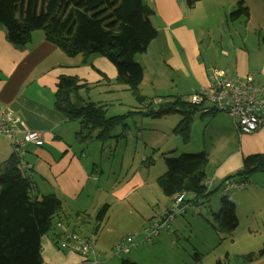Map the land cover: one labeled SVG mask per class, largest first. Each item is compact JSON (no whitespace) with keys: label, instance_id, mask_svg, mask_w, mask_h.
I'll list each match as a JSON object with an SVG mask.
<instances>
[{"label":"crops","instance_id":"obj_1","mask_svg":"<svg viewBox=\"0 0 264 264\" xmlns=\"http://www.w3.org/2000/svg\"><path fill=\"white\" fill-rule=\"evenodd\" d=\"M143 1L154 11L151 20L158 33L147 50L141 54L142 56L135 58L142 67H145L146 59L158 51L161 63L170 70L168 76L170 87L163 89L161 93L155 90V94L151 97L193 94L209 84L212 68L221 69L231 77L250 76L264 88V0H196L190 5L187 0ZM239 4L247 8L248 16L229 18L228 13L236 10ZM213 15L216 22H209L206 27L200 23V19H209ZM213 27L216 30L211 33L210 29ZM60 75L76 76L90 84H112L115 87L108 90L110 93L113 89L116 91L118 86H123L115 81V67L101 55L91 54L86 59L82 54L69 57L57 46L48 42L41 30L33 31L31 41L26 46L17 48L7 40L5 29L0 27V106L21 119L19 128L22 131H38L41 135L36 144L27 145L25 154L20 155L23 163L30 162L33 165L30 172L31 179L37 176L51 188L52 192L47 194H55L59 191L63 204L64 200L68 204L63 205L65 211L75 215L76 212H83L81 209L85 207L77 203L83 190L86 187L98 186L105 179V173H108L106 180L111 188L117 183H124L113 192L114 197L126 202L129 206L128 214L132 219L139 218L138 222L143 220L142 228L145 230L152 219L160 216L172 203V197L160 193L163 192L161 188V191L155 190L159 195L158 193L151 195L149 186L151 166L146 165L149 162L147 159L152 158L151 154L155 153L164 156L175 154V148L166 149L174 147L176 143L174 138L177 135L173 132V128L180 119L172 118L176 114L161 118L134 115L126 120L127 126L124 130L117 127L113 131L114 134L122 132L117 138L102 142L95 138L96 131H94L91 138L79 140L75 137V133L80 129L79 122L69 121L54 108V94ZM104 75L108 78L107 81ZM159 75L160 68L158 74L149 77V84H155ZM144 78L143 72V81ZM176 78L178 81H175ZM180 81L185 83L184 87L179 85ZM89 90H81L78 93L82 98L92 101ZM144 95L150 97L146 93ZM92 102L103 105L107 115L106 102L100 100ZM133 118L137 119L129 125L128 120ZM262 118L263 122L254 133L239 134L232 117L228 114L203 116L196 113L194 115L191 134L195 139L196 131L198 129L202 131V138L207 144L204 151L209 159L214 156L215 149L225 150L215 172L208 175L205 170V179L213 180L211 190L217 189L216 180L219 176L223 177L228 172L241 167L243 156L264 152V114ZM130 137L135 140L136 150L142 155L139 164L136 168L131 166L132 172H129L125 179L113 181V174H110L114 170V163L103 161L102 157L107 153L114 155L119 140H123L125 147L120 156L128 159L135 154L133 149H131L132 153L127 151ZM180 143L184 146L190 144H184L181 138ZM14 152L10 141L0 135V163ZM103 164H105L104 168H102ZM148 170L149 174H147ZM159 176L152 177L151 174V180L158 184ZM94 178L96 183L91 180ZM249 188L252 196L245 194V206L248 214L260 213L261 220L253 230H259L264 234V177L259 182L252 181ZM187 195L188 193L185 194L186 202L197 204L189 201L194 195L191 194L188 198ZM136 225L133 224L132 227ZM66 227L71 229L69 224ZM71 230L76 232L75 229ZM58 231L55 225L49 241L44 237L45 235L41 237L42 260L43 255L45 253L47 255L43 264L82 263L84 259L80 255L60 254L52 245L55 243L54 237ZM161 233L168 234V230ZM84 237L91 239L88 235ZM94 241L97 258L102 264H120L123 259L119 258L123 256H126L127 260L142 261L144 264L164 262L158 247L160 244L113 255L111 249L116 242L106 247L98 239ZM262 242L264 244V240ZM86 255L94 257L89 253ZM242 255L244 254L240 256ZM240 262L241 260H238L234 264ZM246 264H264V255Z\"/></svg>","mask_w":264,"mask_h":264},{"label":"trees","instance_id":"obj_2","mask_svg":"<svg viewBox=\"0 0 264 264\" xmlns=\"http://www.w3.org/2000/svg\"><path fill=\"white\" fill-rule=\"evenodd\" d=\"M195 1L187 0L189 5ZM153 14L152 8L143 0H0V27L5 29L7 40L15 47L26 46L31 41L32 32L41 30L48 42L69 57L82 54L86 59L91 54H99L113 63L116 83L131 91L142 106L124 114L108 116L103 105L86 100L78 93L91 89L97 83L60 75L54 108L69 121L79 122L80 129L75 133L77 139L91 138L94 131L95 138L102 142L117 138L122 132L114 134L113 131L117 127L124 130L126 120L134 115L161 118L178 114L180 120L173 132L188 144L194 115L214 116L218 111H204L201 104L189 100L192 93L158 96L156 106L153 100L144 105L149 97L140 92L143 68L135 55L144 53L157 36L151 20ZM241 15L248 16V10L239 4L230 13V18L236 19ZM147 160L152 162V158ZM208 161L204 150L196 154L183 153L176 158L165 157L166 170L157 178V183L167 196L190 193L194 197L189 201L202 204L201 200H207L214 192L204 183ZM21 163L16 152L0 163V264H43L41 237L51 231L56 222L68 223L70 218L83 215L65 211L58 195L35 191L31 175L21 167ZM256 172H264V152L243 156L240 169L230 177L247 180ZM107 209V205L102 206L96 218L102 220ZM214 219L220 232L230 234L237 228L235 204L227 194L221 195ZM262 255L264 244L258 251L242 255L240 264ZM79 264L89 263L84 259ZM120 264L137 263L124 259Z\"/></svg>","mask_w":264,"mask_h":264},{"label":"rangeland","instance_id":"obj_3","mask_svg":"<svg viewBox=\"0 0 264 264\" xmlns=\"http://www.w3.org/2000/svg\"><path fill=\"white\" fill-rule=\"evenodd\" d=\"M228 15L230 18V13H228ZM199 21L206 27L209 22H216V19L213 15L209 19H200ZM215 30V27L210 29L211 33L215 32ZM141 54H136L135 57L140 58L142 56ZM151 55V57H148L146 59L144 63L145 67H142L143 72L145 73V78L144 81L141 82L140 92L143 94L146 93L150 96L145 101L144 105H147L151 100H153V104L156 106L159 98H151V96L155 94V90L157 93H161L163 89L170 87V82H168L170 70H168L164 66V64L161 63V56L158 51L154 52ZM107 61H109L113 65V63L109 59H107ZM159 68L160 75L158 77V80L154 82L155 84L150 85L149 77L152 74H158ZM208 70H210V68ZM175 81H178V78H176ZM179 85L181 87H184L185 83L183 81H180ZM113 87L115 86L112 84H103L96 85L89 90V95L92 101L100 100L108 104L107 115L122 114L128 110L142 107L138 102H136L135 98L131 94V91L125 88L124 90H122V87L125 86H118V89L116 91L113 89L112 93L108 92V90ZM158 87H160V89H157ZM207 104V102H204V105ZM226 114L227 113L225 112H218L216 115L220 116ZM174 117L180 119V116L178 114H176V116H172V118ZM136 119L137 118L129 119V125H132L133 121H135ZM75 123L76 125H78L77 122ZM175 137L176 138L174 139H176V143L174 147H168L166 149L170 150L172 148H175V154L171 155L174 158L183 153L196 154L200 151H203L207 145L202 138V131L199 129L196 131L195 139L192 135V141L187 146H184L180 143V138L178 136ZM128 141L129 145L127 146V151H130L132 153V151L134 150L133 153H135L128 157V159L120 156V154L123 153V147H125V142L123 140H119V145L114 155H110L107 153L102 157L103 161H112L114 163V170L110 174H113V181L125 179L129 172H132L131 166L136 168V166H138L139 164V159L142 155L138 153V150H136L135 140L130 137ZM112 143H114V141H112ZM128 152L126 153L127 155L129 154ZM224 152L225 150H214V156L210 157L209 163L205 169L206 173L208 172V175H211L213 172H215L217 164L221 162L223 154H225ZM132 156L133 160L131 161ZM166 156L167 155L164 156L159 153H155L154 155L151 154L152 162H145L146 165L151 166V183L149 184L151 195H156L158 193L155 191L156 189L158 191H161L158 184L151 180V174L152 177L163 174V172L166 170ZM221 165H223V163ZM104 166L105 164L102 165V168H104ZM239 169L240 167L228 172L223 177L219 176L217 178L216 184L218 185V187L214 190L209 200H201L203 201V203L198 205L187 202L185 211L177 214L171 220V226L168 229V234L161 233V235H159L158 237L156 236V238H154L152 242L139 243L137 246H135L136 248H128L127 252L135 250L137 248H141L143 246L145 247L153 244H160L158 245V247H160L164 262L158 264H234L238 260H242L240 256L241 254L251 252L252 250H258L263 245L262 240H264V234H261V231L259 230L254 231L253 229L254 226H256L261 220L260 213L255 212L253 214H248V210L245 206L244 200L245 194H249V196H252L250 194L251 189L249 188L250 183L252 181L259 182V180L263 179L264 172H256L250 175L246 180L249 183L248 187L231 188L228 190V192H226V189H224L223 187H225L230 180H238L235 179L234 176H230L234 175L235 172ZM107 174L108 173H105V179L98 186L92 188L86 187L81 193L80 200L77 203L85 206L84 209H81V211H83L81 212L83 216H76L75 218L72 217L68 220V223H65V221H63L65 226H68L69 224L71 229H75L77 233L73 230L72 231L78 236L83 239L89 240L93 247L95 246L94 239H98L104 244V246L110 247L113 242H116L115 244L119 243L129 234V232L131 233L138 230L140 234H144V230L142 228L143 220L138 222L139 218L132 219L128 214L129 206L126 204V202L120 201L113 195V192L123 186L124 183H117L116 186L111 188L106 180ZM147 174H149V170L147 171ZM221 179L222 182H220ZM31 180L33 181L35 190L39 193L47 194L52 192V189L44 184L42 180L37 178V176L33 177ZM91 180L93 181V183L97 182L96 178ZM223 191L226 193H224ZM160 193H162V195L164 196L163 192ZM55 194H57L59 197L61 196L59 191H56ZM221 194H227L230 199L234 201V204L237 207L235 211L238 219V226L234 233L231 232L229 234L220 232L217 229V221L214 219V215L219 210L218 206L220 203ZM190 195L191 194L189 193L187 195V198L190 197ZM170 197H172V203L170 205V207H172L173 196ZM63 205H68L65 200ZM104 205H107L108 209L104 214V218L102 220H99L96 218V214L98 210ZM133 205L136 206L134 203ZM86 210L87 212H85ZM211 210L213 214L211 213ZM133 224H137L136 226H134L136 228L132 227ZM51 231L44 234V237H46L48 241L52 237ZM86 235L90 236L91 239L84 237ZM52 245L60 252V254L70 253L72 255H80L83 259L94 258L93 256L91 257L90 255H86L81 252L75 253V251L71 249L62 250L57 246L56 243H52ZM111 250L113 252V249ZM123 253L126 252H121L120 255ZM43 257L45 259L47 258L46 253L43 255ZM125 258L126 256H123L119 259L124 260ZM139 262L135 261V263L137 264H144L142 261ZM99 264H101L100 261Z\"/></svg>","mask_w":264,"mask_h":264},{"label":"built area","instance_id":"obj_4","mask_svg":"<svg viewBox=\"0 0 264 264\" xmlns=\"http://www.w3.org/2000/svg\"><path fill=\"white\" fill-rule=\"evenodd\" d=\"M209 79V84L191 94L189 100L201 104L204 111L213 110L230 115L239 134L254 133L263 122L264 88L250 76L244 78L231 77L217 68L211 69ZM204 102L208 104L204 105ZM20 123L21 119L17 115L0 106V134L10 141L18 155H23L26 146L36 144L41 135L38 131H22L19 128ZM21 167L28 174H31L32 163L22 162ZM204 183L210 189L212 179H206ZM247 186L248 182L246 180H230L223 188L228 192L231 188ZM184 200V192L175 194L172 207L166 209L160 216L154 217L150 225L144 230V234H140L138 231L129 233L114 246L113 253L119 255L139 243H150L161 232L167 231L171 226V220L177 214L185 211L187 202ZM56 225L59 231L55 234L54 239L60 249H71L83 254H92L94 258L86 259L87 263L99 264L97 254L89 240L78 236L67 228L63 222L58 221Z\"/></svg>","mask_w":264,"mask_h":264}]
</instances>
